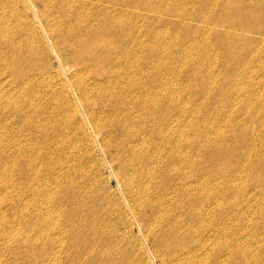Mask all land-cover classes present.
<instances>
[{
	"label": "rangeland",
	"instance_id": "374dc122",
	"mask_svg": "<svg viewBox=\"0 0 264 264\" xmlns=\"http://www.w3.org/2000/svg\"><path fill=\"white\" fill-rule=\"evenodd\" d=\"M0 264H264V0H0Z\"/></svg>",
	"mask_w": 264,
	"mask_h": 264
},
{
	"label": "bare ground",
	"instance_id": "6f19581e",
	"mask_svg": "<svg viewBox=\"0 0 264 264\" xmlns=\"http://www.w3.org/2000/svg\"><path fill=\"white\" fill-rule=\"evenodd\" d=\"M74 18H67L68 21H65V19L63 20V22L58 26V28H55V30L63 37L62 39H58L57 40V44L55 45V47L53 48L54 52H66V54L68 52H70V49H68V43H70L69 41L66 40L65 34L70 35L72 38H76L75 41L73 42L76 44L75 49L72 48V51L70 53H72V55L74 56V60H75V64H77L78 66L82 67V65L84 64L86 67H90L88 65L85 64L86 59L83 57L82 53L83 52H87L91 57L93 55L100 57V54H103V57L108 58L112 55H114L113 52V48L116 46L115 44L111 43V42H103L100 50H96V39H94L95 37L91 38L90 36L95 35L94 33V28L96 27V25H91V26H73L70 24V20H73ZM111 22L110 20H108L107 17L104 18V22ZM102 22V21H101ZM111 24V23H110ZM107 28H104L103 30H106ZM49 31H53L52 28H49ZM102 31V30H101ZM98 34H102V32L98 33ZM110 35L113 37H116V39L118 41H120L122 39V37L120 36L119 32L115 33L113 31L110 32ZM97 36V35H95ZM98 37V36H97ZM91 38V39H90ZM14 40V39H13ZM13 42V41H12ZM94 44V51L93 49L90 48V44ZM96 50V52H95ZM66 58H70L68 57V55H66L65 57H62V60H65ZM95 59V57H94ZM104 60L102 58H100V60L97 59V62L103 66L102 69V74L105 78H109L108 77V71L104 70V65L105 62H103ZM125 69H131V67L126 66ZM98 75H100V73H98ZM109 82H111L114 86V82L109 78ZM77 85L79 87L80 91V95L82 97V99L84 100V102L86 104H90L92 103V96H91V91L88 88L87 83L79 78ZM123 86L126 87L127 83H123ZM113 97V95H112ZM125 99L126 104H128L130 102V99L128 97L123 96ZM94 118L96 120H98V118L95 116V114H93ZM141 191V190H140ZM138 193V192H137ZM140 193V192H139ZM143 194V193H142ZM139 195V194H138ZM142 197V196H141ZM145 199V198H144ZM146 200V199H145ZM139 205L141 207H143V203H139Z\"/></svg>",
	"mask_w": 264,
	"mask_h": 264
}]
</instances>
